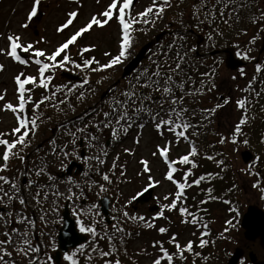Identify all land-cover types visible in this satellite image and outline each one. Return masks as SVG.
Wrapping results in <instances>:
<instances>
[{
    "label": "rangeland",
    "instance_id": "374dc122",
    "mask_svg": "<svg viewBox=\"0 0 264 264\" xmlns=\"http://www.w3.org/2000/svg\"><path fill=\"white\" fill-rule=\"evenodd\" d=\"M111 3L112 0H79L78 3L76 0H41L37 16L29 21L28 16L33 7L34 0H0V65H3V70L0 71V95L4 96V100H0V134H5L0 138L7 139L9 142L16 140L17 135H12L11 133L14 128L18 127L17 117L26 118L28 106L30 105L36 108L37 105V101L34 104H31V102L36 98L38 99L41 94H45L41 86L42 81L39 69L43 64L52 65L53 62L47 60L46 57H36L33 53L36 50H41L46 53V56L53 54L62 44L67 42L71 36L75 35L83 28L93 16L104 20L105 18L100 14L107 10ZM252 3H257L258 5V9L255 10L256 12L260 11L259 13H264V0H252ZM152 4L153 0H133V6L129 11L132 16H138V14L143 13ZM40 11L42 12L41 15ZM73 11L78 13L73 24L63 32H58L57 29L67 21L69 18L68 14ZM25 23L28 24L27 28L22 26ZM260 25L264 28V18ZM182 26L181 29L183 34L186 31L185 33H187L186 35L188 37L194 35L188 26L185 27V24ZM167 31L168 30H165V33L159 35V38L160 36L161 38L162 36L165 38L162 43H167L172 38ZM9 35L20 36V43L23 46H27L28 44L34 45V48L30 49L28 52H24L22 48L17 50V52L19 51L27 56V58L21 57V59L27 63L21 64L7 54L10 49V42L7 39ZM121 35V25L115 16L103 28L94 26L92 30L80 36L75 44L70 45L66 53H62L60 57H57V61L55 62L56 66L50 67L49 70L43 74V83L53 84L55 89L60 84L65 83L61 74L62 71H67V67L57 66V63L64 59L65 55H67L68 58H73L71 55L74 56L81 51V53H83L79 55L81 58L92 59L94 57L101 65L107 64L112 58L117 56L121 50ZM257 38V47L255 46V50L250 49L251 53L249 52L251 59L250 63L240 70L233 71L227 66V54L215 55L218 56L217 61L219 63L218 68L220 72L218 73L216 87L213 92H209L203 96L202 107L192 106L191 108H187L182 106L180 100L183 94L174 93V90H172V88L168 86L167 81L164 80L159 88L161 91L155 93V95L148 100L150 104L138 102L134 106L128 107V111L131 114L130 116L137 115L135 112L137 106L147 108L150 111L147 112L148 114H142L138 120H135L138 126L131 135L127 139H124L118 146L115 147V143L112 142L124 135L125 132L122 127L118 129L117 136L114 137L112 135L111 141L107 140V137L104 138L101 136V132L99 133L101 137L97 136V134H87L88 136L85 137L84 145L81 148V150L85 151V158L81 161L84 166V171L78 172L75 169L71 176L61 178L60 176L63 174L61 172L64 171L60 170L59 163H54V160L58 159L56 158L57 156L47 153L46 157L55 169L50 170V167L40 168L38 164L40 170L42 169L44 173L49 174L45 177V180H43V187H47V189H43L49 191L47 193V206L45 208L42 209L38 207V202L35 199L37 193L40 194L39 191L42 190V187L36 191L32 190L30 185L24 180V186L21 187V189L17 187L13 189L11 183L0 181V185H2L4 192L8 194L4 195L0 193V196H3V199H0V206L6 209L4 212H0V241H6L3 246H0V256H3V261H8L7 264H16L17 255L14 254L15 251L21 257L22 264L35 263L38 259H41V264H48L47 259H44V257L42 259L37 251L24 247L25 242H21V237H25L24 228L30 232L28 241L30 238H33L34 234H41V231L45 230L49 231L48 234L50 236L54 237L62 227V222L59 224V219H61L60 215L62 214L65 203L68 201L79 202L82 199L84 200L86 195L89 197V192L92 190V187L96 185L94 177L92 179L90 173H84L85 169L88 168L90 172L96 175L98 168L102 164L108 166L106 169L107 176L115 175L117 177H122V184L116 185L114 191L117 193V203L125 207V213L137 218V220L141 222L147 219L153 222L152 227L148 228L147 231L143 233L137 234L132 240L131 255L134 257L137 264H154V261L158 258L161 260V264H164L165 260L161 248L167 251L169 255H172L177 251L175 246L177 243L181 245L182 249H185L188 242L202 239L207 232L210 231V228H214V233L224 232L226 235L230 236V239L227 237L224 239L222 245L223 249L219 251L220 256H223V264H227L235 252L242 249L246 250V258L241 257L239 261L240 264L248 263L249 252L255 253L260 260L264 259V246L261 241L259 239L254 241L245 239L244 230L241 226L234 225L233 211L230 208L227 212L221 213L219 218L216 216L217 218L211 222L207 229H204L207 226H203L202 222L192 223L189 220L190 215H180L172 218L165 216V213L169 214L176 208H178V212H174V214L179 213L181 207L189 209L190 206L195 207L199 203L202 206L207 203L202 199L203 197L201 198L199 195L205 190L208 192L210 187H212V182L209 183L211 176L209 173L203 172V169L198 171L192 169L191 175H188L185 181L184 177L190 171L187 172L186 168H183V164L180 163H175L179 166V171L177 170L173 174L176 183L167 180L165 177L169 172V165L165 162L160 152L157 151L158 147L164 148L167 146L169 149L168 159L175 162L189 151V146L185 143L184 136L176 135L177 132H182L184 130L183 127L175 128L174 131L169 130L168 126H164L160 130H157L156 127V122L159 121L160 117L168 119V113L172 112L173 109H175V111L186 110L181 111V117L179 119H177L175 112H172L171 118L180 125L186 122L189 125L188 128H192L194 122L197 124L199 119L203 120L204 116H209L210 114L206 115L207 111L214 109L215 124L213 123V126L216 128L218 134L223 133L226 137H229L230 134H237L236 127L238 125H240V127L244 125L242 127L243 129L250 127L248 124L250 118L247 114L248 111H255L258 115H261L264 110V85H262L264 84L262 83L264 81V38L260 39L259 36ZM246 43L248 45L251 44L250 42ZM148 44H150L147 50L148 52L150 48L153 49L152 42L146 43L140 47L137 46L134 53L130 49V54L127 59L115 66L119 72L120 69L118 67L120 65L121 68L125 67L130 60ZM84 48H89L90 51L83 52L82 50ZM243 48L245 47H239L232 52L237 58H240L241 56L238 55V53L240 54ZM200 49L202 53L208 54L205 53L209 50L208 45L203 43ZM248 49L247 47L246 50ZM159 51L160 48L155 50L157 54ZM105 53H109L110 55H105ZM181 55L184 59H187L185 60V65L190 66V68H196L203 62L192 61V57L187 50L182 51ZM36 59H40V65L35 63ZM142 61H144V59ZM206 64H208V62H206ZM92 65H94V67L98 66L96 64ZM258 68L259 71L257 70ZM21 73L24 74L21 77L22 80L26 77H35L36 83L25 84V99L28 102L25 104L23 112L13 113L10 110H5L4 106L10 103L17 109L19 108L18 85L15 78ZM118 76H120V74ZM117 77H115V79ZM49 79L51 81H49ZM166 86L171 89L170 93H165L163 91V88ZM256 86L258 89H254ZM124 88L125 84H122L115 94L112 95L115 97L117 94H123L122 90ZM151 90H153V88H151ZM254 90H261L262 93V104L259 108H249L246 105V99L250 97V93ZM107 92L108 90H104L103 94L105 95ZM109 99L112 100V97L110 96ZM173 99L177 101L176 104L172 103ZM241 101L244 102V107L240 106ZM42 105L39 104V107ZM111 105L113 104H109L103 112L99 110L95 111V109L89 111L88 113L92 112L89 119H93L96 125L102 122L104 114L106 112L110 113ZM88 113L83 114L82 117L84 118ZM156 113H159V116L156 117V122H154L152 116ZM245 116L246 119H244ZM242 119L243 121L246 120V122L242 123V121H240ZM80 121H82V119H80ZM263 122V119H261V124L264 126ZM141 124L143 125L142 128L139 126ZM261 124L259 122V126ZM260 127L257 129L258 132L254 133L253 137L250 138L254 141L255 139L259 140L257 143H259L260 146L257 144V148L259 149L257 152L244 146H239L237 148L231 146V152L228 153L229 156L236 158L235 162L237 168L238 166L240 167V169H238L239 181L243 188L239 198L241 199L240 205L243 214L249 206H253L257 209H264V131L262 133L263 138H261ZM22 132L23 129L21 130V133ZM183 132L185 133V131ZM21 133L18 135H21ZM241 134L240 142H243L249 132L242 131L239 135ZM11 136H13L12 139ZM93 136L96 137L95 140L92 139ZM137 140H139V143L136 142ZM47 147L50 148V145L48 144ZM244 149H249L253 155H257L256 159L258 162L255 167L252 166L253 169L249 170L250 172L248 169L251 167L245 164L240 156V152ZM5 151L6 146L0 145V167H3L4 164L2 157ZM153 153H156V155H153ZM97 157H99V159H97ZM142 160H147L149 162L150 173L143 171V165L141 164ZM76 161L79 162L80 160ZM202 163H204V167L210 165V163L205 160H203ZM68 165L69 164H67L64 169H66ZM257 170H260V172H257ZM25 174L26 171L24 169H20L17 174L15 169H11V172H9L8 165L4 171L0 172V176L6 177L10 182H14L15 184L18 179L24 178ZM150 177L152 183L155 184L152 201H154V204L160 206L159 212L155 214H152L153 212L149 210V206L154 205L152 203L149 206L145 204L138 205L142 206L140 208H135V198L149 187ZM201 177H203V179H201ZM197 181H199V183H197ZM177 183H184L186 185L184 193L181 202L177 203V207L169 210V208L165 206L171 205L175 200V196L178 192ZM82 195L85 197H82ZM10 197L12 198L10 199ZM21 198L25 201L23 204L20 203ZM85 203L82 209L85 208L84 216L90 221L94 219V203L92 200L85 201ZM90 205L92 209L88 208ZM10 206L13 208H10ZM227 207L229 206L227 205ZM222 209H226V207ZM32 210L36 211L35 214L32 213ZM139 217H143L144 220L138 219ZM185 220L190 222L185 223ZM12 222H14L13 226ZM130 222L132 221L130 220ZM227 223H229V225H227ZM207 224H209V222H207ZM110 226L111 224L107 223L105 230H108ZM232 226H234L235 229H233ZM161 228L166 229V232L161 233ZM5 233L9 235L5 237ZM24 237H22V240L25 239ZM173 237H176L175 241L172 239ZM41 240L46 243L44 237H41ZM109 241L111 242V239ZM224 251L230 252L229 255L224 256ZM65 255H63V257H65ZM184 258L186 259V257H183V259ZM60 260V264H70L68 258H62ZM3 261H0V264ZM192 261L193 257H189L187 263L192 264ZM21 263L17 262V264ZM53 263L56 264L54 261Z\"/></svg>",
    "mask_w": 264,
    "mask_h": 264
},
{
    "label": "trees",
    "instance_id": "16d2710c",
    "mask_svg": "<svg viewBox=\"0 0 264 264\" xmlns=\"http://www.w3.org/2000/svg\"><path fill=\"white\" fill-rule=\"evenodd\" d=\"M256 5L257 3H252V0H229L227 6L223 2H218V0H171L170 6H165V11L160 18H155L154 16L145 18L155 19L154 24H144L141 22L133 26L132 35L134 43L131 51L134 53L137 46L140 47L150 42H152L153 49H149L144 61L125 78L121 77L123 74L121 65L118 67L120 72L117 67L104 71H92V68L98 66L94 67L92 65L91 68L76 67L77 64L83 65V61L86 60L79 56L83 54L81 51L79 54L71 55L73 58H68L69 62L64 63L62 67H67V71L81 76L82 81L70 82L64 79L65 83L60 84L56 89L53 87V84H46V86H42L45 94H41L38 99L36 98L31 102V104H34L37 101V105H43L38 108L28 106L26 118L29 121L32 118H36L37 128L34 132L30 131L31 124L29 123V134L25 144L22 146L18 145L13 150L14 152L9 159V172H11V169H15L16 174L20 169L26 171V177L18 179L15 184L16 187L21 189L24 186V180L30 185L32 190L36 191L42 187V190L39 191V196L35 197V199L38 202V207L45 208L47 206L46 200L49 191L44 190L47 187H43V180L49 174L44 173L42 169L40 170L39 166L40 168L50 167V170L55 169L47 159V153L49 155H56L58 159H55L54 163H59L60 170L65 171L64 167L67 164L79 160L81 152L80 143L82 142L84 145V140L88 136V133L100 136L99 133L101 132V136L107 137V140L112 139L113 130L121 128V126L115 123V113L112 112V109L117 106V102L126 103L128 107L134 106L132 101L124 96L125 92L135 93L134 99L136 103L145 102L150 104L148 100L155 93L161 91L160 89L157 90L155 84L151 85L149 83V78L151 80L159 79L161 86L163 81L166 80L165 77L171 76L172 80L167 81V84L174 90V93L183 94L180 100L182 106L187 108H191L192 106L202 107L203 96L209 92H213L216 87V79L220 72L217 61L219 54H224L225 51H234L244 46L245 48L241 51L240 58L249 64L251 59H244L243 54H247L250 57V49L255 50V46L257 47L258 45L256 43L257 37L259 36L260 39L264 38V28L260 25L264 18V13H259L260 11L256 12L255 10L258 9V5ZM209 9L212 11H209ZM183 24H185V27L188 26L194 35L188 37L187 33H185L186 31L183 34L181 29ZM165 30H168L167 32H169L172 38L169 42L162 43L165 38L164 36L162 38L160 36V39L159 35L165 33ZM246 42H250L251 44L248 45ZM203 43L208 45L209 50L205 53H211L210 55L202 53L200 46ZM247 47L249 48L248 50H246ZM155 48H160L158 54L155 52ZM185 50L191 55L192 61L203 62L196 68H190V66L185 65V60L187 59H184L181 55L182 51ZM213 53H218V56L213 55ZM63 60L57 63L58 67H61L60 64ZM178 63L180 65L179 70L173 71V69H176ZM156 69L161 73L159 78L153 75L157 72ZM119 74L120 76H118ZM115 77L117 78L115 79ZM85 80H87V83H85ZM49 81L51 80L49 79ZM146 83L149 86L143 87L142 85ZM122 84H125V88L122 90L123 94H117L114 97L112 94H115ZM254 89H258V87L256 86ZM104 90H108L105 95L103 94ZM110 96L112 100L109 99ZM141 97H149V99L141 100ZM261 97V90L252 91L250 97L246 99V105L249 108H259L262 104ZM109 104H113L110 108L109 117L106 118L104 115L102 122H99L97 125L93 119H89L92 115V112L88 113L89 111L95 109V111L99 110L103 112ZM87 113L88 115H85L86 117L84 116L83 118L82 115ZM142 114L148 113L140 112L132 116L134 119L133 125L128 129L127 133H124V135L112 142L115 143V147L131 135L138 126L135 120H138ZM207 114L210 115L204 116L203 120L199 119L197 124L194 122L192 128H187L186 131L183 130L185 131L183 138L187 146H189V151L183 157L190 156V160L196 167H193L192 163L180 164H183V168H186L187 172H191L192 169L196 171L203 169V172L209 173L211 176L209 183L212 182V187H210L208 192L205 190L199 195L207 203L202 206L199 203L197 206H190L187 209L191 213L189 220L202 222L203 226H207L208 228L215 218H219L221 213L227 212L230 208L233 211L234 225L239 226L243 215L239 195H241L243 186L239 181L238 169L240 167L238 166L237 168L236 158L229 156L228 153L231 152V146H235V148L244 146L255 152L259 150L257 148V144L259 145L257 141L259 140L255 139V142L250 138L253 137L254 133L258 132L257 129L260 126H263L261 124L263 113L258 115L255 111H248L247 114L250 116L248 124L250 127L243 129L244 125H241L242 129L240 131V133L242 131L249 132L243 142H240V136H242V134L239 135L240 133L230 134L229 137H226L223 133L218 134L216 128L213 126V123L215 124V114L210 110L207 111ZM129 115H131L130 112ZM244 119H246V116ZM108 120H112L113 122L110 126L105 127L104 125ZM240 121H243V119ZM260 128L261 138H263L264 126ZM12 138L13 136H11ZM222 140L223 143H221ZM48 144L50 148L47 147ZM193 148L196 149V155H190ZM203 160L208 161L210 165L204 167ZM248 166L251 167L248 169L249 171L256 166V163H251ZM107 167V165L102 164L98 168L96 175L86 168L84 173H90L92 179L94 177L96 185L89 192V197L86 195V198L82 199L83 201H70V210L76 220L78 230L88 236L84 244L71 249L63 257L64 259L68 258L70 264H117V261L119 264H137L131 255L132 240L137 234L147 231L150 228L147 226L149 223L153 225V222L148 219L141 222L135 217L125 215L126 209L117 203V193L114 191L116 185L122 184V177L110 175L108 176L109 180H104L103 177L107 174ZM175 168L179 171L178 164H175ZM37 172L40 174L37 175ZM83 195L82 197H85ZM105 196L110 199L111 204L112 223L108 230H105L107 223L99 210V200ZM89 200H92L94 203V219L90 221L84 216L85 208L82 209L86 204L85 201ZM223 207H226V209H222ZM10 208L13 207L10 206ZM88 208L92 209L91 205ZM35 212V210H32L33 214ZM174 212H178V208L169 214L167 213V217L172 218L181 215V212L177 214H174ZM229 213L231 214L230 211ZM61 222L62 219H59V224ZM13 224L14 222H12V226ZM82 226L86 229L94 228L96 230L95 234L81 231ZM232 228L235 229L234 226ZM213 229L210 228V231H206L207 234L202 239L193 240L191 251H183V257H186V259L181 258L178 250L172 254L173 260L171 262L162 254L165 259L164 264H188L187 260L189 257H193L192 264H213V262L214 264H223V256H220L219 251L223 249L224 239L226 237L230 239V236L222 231V233H214ZM48 233L49 231L45 230L41 231V234H36L35 242L38 248L41 249L42 257L47 259V263L54 264L52 257L58 249L57 233L54 237ZM41 237L46 239V243L41 240ZM110 239L111 242L109 241ZM202 241L205 242L203 247L200 246ZM102 253H108V255L104 256ZM229 253L224 251L223 254H225L224 256H228ZM15 254L17 255V259L21 261V257L17 253Z\"/></svg>",
    "mask_w": 264,
    "mask_h": 264
},
{
    "label": "snow or ice",
    "instance_id": "6c2138e0",
    "mask_svg": "<svg viewBox=\"0 0 264 264\" xmlns=\"http://www.w3.org/2000/svg\"><path fill=\"white\" fill-rule=\"evenodd\" d=\"M76 2L78 3L79 0H76ZM170 2L171 0H153V4L152 6L148 7L143 13L138 14V16H132L130 13V9L133 6V0H112V3L109 5V7L107 8V10H105L104 12H102L100 15L103 16L105 19L101 20L99 18H97L96 16H93L91 18V20L83 27L81 28L75 35L71 36L67 42H65L64 44H62L53 54L51 55H47L44 51L41 50H36L33 55L36 57H46L47 60L52 61L53 64L49 65V64H43L42 67H40L39 72H40V76H41V86H46V84L43 83V79L44 76L43 74L49 70L50 67H55L56 66V61H57V57H60L62 53H66V50L69 48L70 45L75 44L77 39L82 36L83 34L89 32L90 30L93 29L94 26L103 28L106 26V24L111 21L114 16L115 18L118 20L119 24L121 25V50L119 52V54L117 56H115L114 58H112L107 64H103L101 65L99 63V61H97L94 57L92 59H86L83 61V65L77 64L76 67L80 68V67H86V68H91L92 64H96L98 65V67L96 68H92V71H104L107 69H110L112 67H115L117 65H119L120 63H122L125 59H127L128 55L130 54V49L133 46V35H132V31H133V26L135 24L141 23L143 22L144 24H149V23H155V19H145L147 17L150 16H154L155 18H160L162 16V14L165 11V6H170ZM218 2H223L225 4V6H227V3L229 2V0H218ZM41 4V0H34V4L33 7L29 13L28 16V20L31 21L34 17L37 16L38 14V8ZM119 5V7H118ZM117 10H118V14H117ZM209 11H212L211 9H209ZM222 14V13H221ZM78 13L73 11L71 13L68 14V19L67 21L61 25L57 31L58 32H63L65 29L69 28L70 25L73 24V21L77 18ZM127 16V19H126ZM24 28L28 27V24L25 23L24 25H22ZM136 30H140V29H136ZM7 39L10 42V49L8 51V55L11 56L13 59H15L16 61L20 62L21 64H25L27 63L26 61L22 60L21 57L17 54V50L21 49L24 52H28L30 49L34 48V45L32 44H28L27 46H23L20 41H21V37L20 36H12L9 35L7 37ZM83 52H88L90 51L89 48H84L82 50ZM105 55H110L109 53H105ZM238 55H240L238 53ZM243 58L244 59H249L250 57L247 56V54H243ZM68 57L67 55L64 56V60L63 62L60 64V66L62 67L64 63H68ZM35 63L37 65L41 64L40 59H36ZM179 63L176 66V69H173V71H177L179 70ZM3 70V65H0V71ZM259 71V68L257 69ZM243 74V72H242ZM24 74L21 73L19 75L16 76L15 81L18 85V93H19V108L17 109L16 107H14L12 104H7L5 105V110H10L13 113L16 112H23L24 108H25V104L28 102L25 99V84H35L36 83V78L35 77H26L23 80L21 79V77ZM156 77H160L161 73L159 71L155 72L153 74ZM166 81H171L172 77L171 76H166L165 77ZM85 83H87V80H85ZM149 83L151 84H155L157 90H159L160 85H159V79L157 80H151V78H149ZM143 87H148L149 84L146 83L144 85H142ZM163 91L165 93H170L171 89L169 87H164ZM124 96L128 99L131 100L132 103L135 105L136 104V100L134 99L135 97V93L133 92H125ZM143 99H149V97H141V100ZM0 100H4V96L0 95ZM173 104H176L177 101L175 99L172 100ZM240 106L244 107V102L241 101L240 102ZM36 107L38 108L39 105H36ZM150 111L147 108H143L140 106H137L135 108V112L136 113H140V112H148ZM181 111H186V110H181ZM181 111H175V109L172 110V112H175V115L177 117V119H179L181 117ZM210 111H215L210 110ZM112 112L115 113L114 119H115V123L116 125H119L123 128V131L125 133H127L128 129L133 125L134 120L133 117L129 115L128 112V105L126 103H121V102H117V106L114 107L112 109ZM172 112H169V118L168 119H164L163 117H160L159 121L156 122V117L159 116V113H156L155 115L152 116V119L154 122H156V127L157 130H160L162 127L164 126H168L169 130L174 131L175 128L178 127H183V129L186 131L187 128L189 127V125L185 122L183 125L177 124L175 120H173L171 118ZM105 117H109L110 113H105L104 114ZM18 120V127L14 128L12 131V135H17V139L14 142H9L7 139H3L0 138V145L2 146H6V151L3 154V167H0V172L4 171L7 168L8 165V161L10 159V156L13 154V150L17 148L18 145H24L26 142V139L28 137L29 134V123L31 124V129L30 131L34 132L37 128V122H36V118H32L30 121L28 118H21V117H17ZM112 120H108L107 123L104 125L105 127H108L112 124ZM123 122V123H122ZM245 121H242V123H245ZM126 125V126H125ZM141 128L143 127V125H139ZM99 127V126H98ZM24 129L25 131L23 132L22 135H18L21 133V130ZM241 131V127L240 125H238L236 127V133H240ZM5 134H0V137L4 136ZM112 135L115 137L118 135V130L114 129ZM177 136H184V132H177L176 133ZM186 138V137H185ZM93 140L96 139L95 136L92 137ZM137 143H139V140L136 141ZM221 143H223V140L221 141ZM233 143H235V141H233ZM245 143H247L245 141ZM129 151V150H126ZM157 151L160 152L161 156L164 158L165 162L168 163L169 165V172L166 175V179L169 181H173L174 183H176V181H174V176L173 174L177 171V169L174 167L175 163H192L193 167H196V165L190 160V156H184L182 157L179 161H170L168 159V147H164V148H160L158 147ZM153 155H156V153H153ZM190 155H196V149L193 148ZM97 159H99V157H97ZM118 159V157H117ZM102 162V161H101ZM222 163V162H221ZM141 164L143 165V171L146 173H150V167H149V162L147 160H142ZM115 166V165H114ZM40 173L37 172V175H39ZM191 175V172L187 173V175L184 177L185 181L187 180V176ZM104 180H109V177L107 175H105L103 177ZM201 179H203V177H201ZM0 181H3L4 183H11V187L13 189L16 188V185L14 182H10L6 177L4 176H0ZM197 183H199V181H197ZM155 184L152 183L151 181V177H150V184L149 187H154ZM185 184L184 183H177V188H178V192L175 196V200L173 201V203L169 206H165L167 208H169V210L171 209H175L177 207V203L181 202V198L183 196L184 193V189H185ZM103 190V189H102ZM145 191H148V189L146 188ZM0 193H3L4 195H8L6 192H4L2 185H0ZM143 193H141L142 195ZM37 196H39V193H37ZM12 197H10L11 199ZM0 199H3V196H0ZM167 199V197H166ZM25 201L23 200V198L20 199V203L23 204ZM181 215L185 216V215H191V213L188 212V210L186 208L181 207L180 209ZM125 215L127 216V213H125ZM162 215V213H161ZM138 219L140 220H144L143 217H139ZM185 223H188L190 221L185 220ZM192 223H195V220L191 221ZM147 226L152 227L153 225L151 223H149ZM14 231H18V230H14ZM81 231H88L91 232L93 234H95V229L94 228H84L83 226L81 227ZM161 233L166 232V229L161 228L160 229ZM5 236H8V233L4 234ZM174 241L176 240V237L172 238ZM6 243V241H0V246H3ZM25 243H28V241L26 240ZM204 241L201 242V247L204 246ZM155 246V245H154ZM176 248L179 252V254L181 255V258H183V251L187 250V251H191L192 250V242H188L186 249H182L181 245H179V243H177ZM35 251H38L39 249H34ZM163 255L167 258V260L169 262H171L173 260L172 255H169L167 253V251L163 250V248H161ZM102 255L107 256L108 253H102ZM51 259V258H50ZM0 261H3V256H0ZM117 264H119V262L117 261ZM154 264H161V260L158 258L154 261Z\"/></svg>",
    "mask_w": 264,
    "mask_h": 264
},
{
    "label": "water",
    "instance_id": "95a60500",
    "mask_svg": "<svg viewBox=\"0 0 264 264\" xmlns=\"http://www.w3.org/2000/svg\"><path fill=\"white\" fill-rule=\"evenodd\" d=\"M150 44L144 46L136 56L124 67L122 77L128 76L134 69H136L139 63L144 59L146 52ZM228 55L227 57V66L236 71L241 68L245 63L243 60L235 57L232 51L226 52ZM22 58H26L23 53H19ZM62 77L66 80L77 82L82 81V78L71 72H62ZM240 156L245 164L250 163L254 159L253 153L249 149H244L240 152ZM84 157V152L81 154V159ZM78 172L83 171V165L78 161H72L69 163L68 167L66 168L65 172L60 177L71 176L74 170ZM153 191L154 188H148V191L142 192L143 194L138 195L135 199L136 206L138 205H145L152 201L153 199ZM100 211L104 216L106 222L111 224L110 219V199L106 196L103 197L100 202ZM159 208L156 205L152 208V212L157 211ZM62 221L63 225L58 230L57 235V244H58V251L54 256V261L57 264H60V259L62 258L63 254H67L70 249H74L79 247L80 245L84 244L87 240V236L83 233H80L77 229L76 221L73 218L70 210H69V203H66L62 212ZM241 228L244 230V237L248 241H254L258 238L264 243V210L257 209L253 206H249L246 212L243 214L241 219ZM241 258V252L237 251L235 254L229 259L227 264H238ZM250 264H264V261H258L256 255L251 252L249 253Z\"/></svg>",
    "mask_w": 264,
    "mask_h": 264
},
{
    "label": "flooded vegetation",
    "instance_id": "af4514ba",
    "mask_svg": "<svg viewBox=\"0 0 264 264\" xmlns=\"http://www.w3.org/2000/svg\"><path fill=\"white\" fill-rule=\"evenodd\" d=\"M42 14V12L40 11V15ZM262 21H263V19H262ZM21 53V52H20ZM21 57V56H20ZM27 58V57H26ZM246 65H248V62H245V65L244 66H246ZM243 66V67H244ZM262 83H264V81L262 82ZM262 85H264V84H262ZM263 121H264V110H263ZM258 161L256 160V159H254V160H252L250 163H257ZM249 163V164H250ZM257 172H260V170H257ZM155 200V199H154ZM154 204V201H152V202H150L149 204H147L148 206L150 205V204ZM157 204H154V205H150L149 206V210L150 211H152L151 209L152 208H154L155 206H156ZM134 206V205H133ZM159 206V205H158ZM140 208V207H142V206H135V208ZM160 207V206H159ZM262 210H264L263 208H262ZM159 212V208H158V210L157 211H154L152 214H155V213H158ZM165 216H167V214L165 213ZM204 229H207V227H205ZM259 239V238H258ZM260 240V239H259ZM261 241V240H260ZM261 243H262V245L264 246V243L261 241ZM237 252V251H236ZM240 252H241V257H243V258H246V250L245 249H242V250H240ZM249 253H251V252H249ZM249 253H248V263L247 264H250L251 262H250V259H249ZM255 254V253H254ZM256 257H257V255H256ZM165 260V259H164ZM257 260L258 261H264V259H258V257H257ZM240 261V260H239ZM238 264H240L239 262H238Z\"/></svg>",
    "mask_w": 264,
    "mask_h": 264
},
{
    "label": "built area",
    "instance_id": "2783aa9c",
    "mask_svg": "<svg viewBox=\"0 0 264 264\" xmlns=\"http://www.w3.org/2000/svg\"><path fill=\"white\" fill-rule=\"evenodd\" d=\"M24 234V233H23ZM30 235L29 231H25V237H28ZM24 237V236H23Z\"/></svg>",
    "mask_w": 264,
    "mask_h": 264
},
{
    "label": "bare ground",
    "instance_id": "6f19581e",
    "mask_svg": "<svg viewBox=\"0 0 264 264\" xmlns=\"http://www.w3.org/2000/svg\"><path fill=\"white\" fill-rule=\"evenodd\" d=\"M159 85H160V83H159ZM156 86V85H155Z\"/></svg>",
    "mask_w": 264,
    "mask_h": 264
}]
</instances>
